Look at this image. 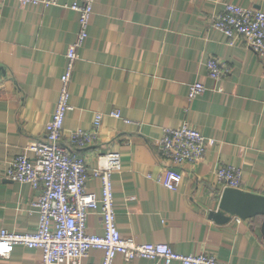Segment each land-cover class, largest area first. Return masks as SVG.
<instances>
[{"label": "crops", "instance_id": "0c3cea01", "mask_svg": "<svg viewBox=\"0 0 264 264\" xmlns=\"http://www.w3.org/2000/svg\"><path fill=\"white\" fill-rule=\"evenodd\" d=\"M73 1L80 0L47 6L0 0V230L32 232L38 224L32 201L40 190L2 172L28 142L45 138L65 52L78 31ZM228 2L264 10V0H95L60 142L67 145L68 132L92 128L94 115L104 114L97 139L77 152L89 172L101 154H120L112 186L122 235L166 242L183 254L207 252L222 262L264 264L262 215L239 221L237 215L223 221L210 215L221 212L220 164L239 166L241 188L264 194V61L240 38L231 43L210 26V16ZM210 56L226 64L219 81L208 76ZM196 80L206 89L189 100ZM113 109L121 117L111 116ZM183 119L215 143L200 161L180 165L182 178L171 190L156 180L165 165L157 144L165 127ZM86 189L100 196V179L89 176ZM86 231L103 234L98 209L88 213ZM40 258V248L17 244L0 264H39ZM102 258L101 249L91 248L77 264ZM113 264L165 263L117 254Z\"/></svg>", "mask_w": 264, "mask_h": 264}, {"label": "built area", "instance_id": "2783aa9c", "mask_svg": "<svg viewBox=\"0 0 264 264\" xmlns=\"http://www.w3.org/2000/svg\"><path fill=\"white\" fill-rule=\"evenodd\" d=\"M18 1L20 4L44 6L58 3V0ZM94 1H73L69 5L78 14V31L65 52L66 62L60 76L55 110L44 126L45 138L28 142L12 156L2 172L3 178L27 182L40 191L32 201L39 215L36 229L32 232L1 229L0 257H7L15 245L21 244L40 248L39 264H77L91 248L103 251L102 261L98 264H113L117 254H121L125 260L142 257L159 259L165 264L173 260L179 261V264H235L219 261L215 255L207 252L183 254L176 252L166 242H138L132 236L120 233L116 224L112 186V173L121 168L120 154L116 151L101 154L98 165L89 172L85 157L77 152V148L87 146L97 139L104 115L102 112L94 115L92 128L71 130L66 138L68 144L60 142L65 114L71 108L69 84L78 49L88 36ZM209 24L223 32L231 43L240 38L264 61V10L228 2L221 12L210 16ZM206 67L208 76L216 81L221 80L227 72L226 64L215 56L208 58ZM205 89L203 82H191L188 99ZM109 114L121 117L117 109L111 110ZM214 143L213 137L202 134L187 119H183L176 127H165L157 144L165 165L156 180L175 190L182 178L180 165L200 161ZM89 176L100 179V196L86 189ZM241 176V168L233 164H220L216 169L217 181L224 188H241ZM97 209L102 216L103 234L86 231L88 213ZM236 220L240 218L236 217Z\"/></svg>", "mask_w": 264, "mask_h": 264}, {"label": "water", "instance_id": "95a60500", "mask_svg": "<svg viewBox=\"0 0 264 264\" xmlns=\"http://www.w3.org/2000/svg\"><path fill=\"white\" fill-rule=\"evenodd\" d=\"M219 207L221 212H210L217 221H223L230 215H237L242 219L262 215V231H264V194L245 191L242 188L225 187Z\"/></svg>", "mask_w": 264, "mask_h": 264}, {"label": "trees", "instance_id": "16d2710c", "mask_svg": "<svg viewBox=\"0 0 264 264\" xmlns=\"http://www.w3.org/2000/svg\"><path fill=\"white\" fill-rule=\"evenodd\" d=\"M224 34V33H223Z\"/></svg>", "mask_w": 264, "mask_h": 264}]
</instances>
